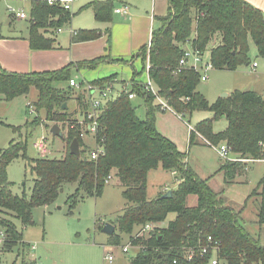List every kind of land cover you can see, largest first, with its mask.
Listing matches in <instances>:
<instances>
[{
  "label": "trees",
  "instance_id": "obj_1",
  "mask_svg": "<svg viewBox=\"0 0 264 264\" xmlns=\"http://www.w3.org/2000/svg\"><path fill=\"white\" fill-rule=\"evenodd\" d=\"M115 1H93L83 9L92 8L98 21L109 22ZM74 15L57 4L33 0L29 33L31 49H53L56 40L44 33L64 28ZM158 21L160 27L152 32L149 48L151 77L160 96L176 114L185 116L195 111H210L214 121L227 120V128L219 133L214 132L212 120L199 123L191 132L190 145L198 133L215 146L225 142L237 159L223 160L220 168L225 183L230 184L246 172L248 161H264V97L255 91L235 90L229 97H220L210 103L197 90L202 81L201 73L190 68L177 70L186 44L204 55L213 43L210 60L216 70L236 71L241 66H249L251 41L255 43L258 55L264 58V13L246 0H169L167 15L159 17ZM102 36L99 30H80L72 40L74 43L88 42ZM147 48L140 52L145 59ZM103 59L80 66L97 65ZM73 67L74 64H70L52 72L14 73L0 65V98L11 102L36 89L38 95L32 102L36 113L44 111L47 121L66 126L67 134L63 140L69 145L62 159L29 158L27 143L22 139L13 140L7 149L0 150V229L7 234L3 253L15 247L25 249V254L30 250L23 233L10 217L18 219L23 226L33 224V209L53 205L66 185L76 186L66 201L69 214H72L87 198L102 197L113 176L125 187L123 197L127 205L117 219L120 234L115 232L109 236V244L119 245L122 234L132 236L148 223L156 225L152 233L136 240L140 250L129 264H208L207 259L200 256V249L206 245L209 236L220 243V264H264V245L242 224V211L227 206L222 194L215 192L208 181L201 179L191 168L186 153L180 152L157 130L156 114L161 107L154 104L152 94L141 92L139 86H134L133 91L144 99L146 118H139L133 100L127 94L110 101L98 120L95 136L96 143L104 148V154L96 160L88 157L90 148L81 137L79 123V117L90 109L88 99L83 92L72 88L78 92L79 107L71 112L69 106L64 109L63 105L72 101V89L64 90L54 85L70 82ZM145 68L143 64V70ZM113 78L94 83L104 85ZM28 124L29 128L40 125L36 119L27 121ZM75 139L80 142V158L70 153V145ZM20 158L26 161L35 176L30 195L14 194L13 183L8 179V167ZM159 167L179 173L181 178L170 198H164L168 193L164 192L150 199L148 175ZM259 187L263 193L259 194L258 224L262 226L264 176ZM190 196L197 197L195 206H188ZM171 213L176 214L175 219L167 227H161ZM104 226L98 220L97 229ZM190 250L194 252V258L188 261Z\"/></svg>",
  "mask_w": 264,
  "mask_h": 264
},
{
  "label": "rangeland",
  "instance_id": "obj_2",
  "mask_svg": "<svg viewBox=\"0 0 264 264\" xmlns=\"http://www.w3.org/2000/svg\"><path fill=\"white\" fill-rule=\"evenodd\" d=\"M89 1L77 0V6L74 8L75 11L72 12L76 15L73 16L71 23L63 28L65 32L70 31L71 27L79 30L83 28L91 29L90 27L99 25V22L94 18L91 8L81 9L78 7L79 4H82L84 7L87 6ZM149 1L150 4L149 2H145L139 5H143L146 9L148 8L149 13H152V0ZM116 3L117 0L115 1ZM10 8L16 11H24L27 19H14V14L10 11ZM30 10L31 0L8 2L0 0V32L23 31L22 29L28 27L30 20H32L30 19ZM12 21L14 24L10 28L9 23ZM65 35L69 36L70 34L66 33ZM250 44L251 52L249 56L251 65L256 62L258 64L256 69L250 65L241 66L236 71L212 69L208 72L209 79L205 82L200 81L197 90L210 103L216 102L223 94H228L229 97L235 90L256 91L264 96V58L258 55L255 43L251 41ZM213 46V43L208 46L199 67L202 68L206 64L211 63L210 54ZM185 47L187 48L188 45L186 44ZM148 55L150 56V50L147 48L146 59L143 52L138 54L136 58H141V63L146 65ZM134 60L135 58L129 62H133ZM118 63L121 62H110V66H116ZM126 63L121 64L125 66ZM108 73H110L108 69L104 71V74ZM128 76L129 74H124L127 82H122L119 85L127 87V83H129L128 88L130 90L137 85L141 89V92L148 93L143 87L147 79V73L140 74L141 78L136 79L137 81L134 82H131L129 78L127 79ZM71 78L78 83L83 81L82 76L78 75L76 71H72ZM108 82L116 83L114 78ZM54 85L57 88L62 87L65 90L72 89L70 82L56 83ZM119 85L115 86L117 92L120 91ZM72 91L73 99L70 102V111L75 112L79 107L77 101L78 92L73 89ZM37 95V90L33 88L28 95L18 97L12 102L0 101V150L7 149L13 140L22 139L27 143V156L29 158L62 159L69 150V145L63 140V137L53 135L51 130L55 123L47 121L45 112L41 111L37 114L36 109L32 107V102L37 98ZM137 97L140 96L137 94ZM133 104L136 107L139 118L144 120L146 118L145 102L143 103V100L138 98L133 100ZM154 104L157 105L156 100H154ZM27 106L30 107L29 111H27ZM163 111V113L161 111L156 114H160L157 118L163 131H167L168 134L176 135V138L181 139V146L184 141V149L187 153L186 161L192 165L194 164L201 176L209 175L213 171L214 176L210 183L212 189L222 194L227 206L233 208L235 211H242V224L252 235L260 238L261 243L264 245V225L260 226L258 224L260 209L259 194L263 193L262 187L258 188V185L264 176V162L248 161L246 163L248 168L243 175L237 177L230 184L225 183L223 173L218 172L217 166L218 162L221 163L223 158L220 157L216 149L208 146L201 147L198 144L190 147L189 143H186V136L189 132L188 128L195 129L199 123L208 120L213 121L215 133L224 131L228 126L227 120L214 121L213 113L210 111H195L185 116L179 114L175 116L171 110L167 109ZM35 119L40 125L29 128V124L26 125L27 121L32 122ZM79 119L81 120V116ZM57 125L61 128L62 134L66 136L67 127H63L61 123ZM44 137H46L48 142V153L46 155L33 146L34 142ZM85 140L88 142L85 143L86 146L90 149L98 145L92 135H88ZM221 144H225V142ZM221 144L218 146H221ZM230 157L235 159L234 155ZM180 178L179 173L174 175L171 172L165 171L162 167L152 171L148 175V197L155 198L158 192L164 193L176 189ZM8 179L13 183L12 191L14 194L19 196H22L24 193L27 195L31 194L35 176L31 174L23 158L17 159L10 164L8 167ZM75 189V185H66L64 186V191L53 205L33 209V224L23 226L18 219L10 217L17 225L18 230L23 233L24 242L30 246H36V249H30L26 254L25 249H20V247L5 251L0 254V264H31L35 258H37V264H111L105 260L108 250L111 249V252L115 256V261L112 264H129L136 255L137 250L131 248L130 252L125 254L122 251V247L129 243L137 246L135 242L139 229L132 236L122 234L119 245H110L109 235L103 232V228L97 229V222L100 220L102 225H115V232L120 234L119 228L116 225L117 219L123 214L127 205L123 197L125 187L120 183V180L114 177L106 185L102 197L87 198L77 205L72 214H69V206L66 201L67 197L74 193ZM254 193L258 196L251 195ZM196 204L197 197L190 196L188 206L191 207ZM175 217V213L169 214L167 220L161 224V227H167Z\"/></svg>",
  "mask_w": 264,
  "mask_h": 264
},
{
  "label": "crops",
  "instance_id": "obj_3",
  "mask_svg": "<svg viewBox=\"0 0 264 264\" xmlns=\"http://www.w3.org/2000/svg\"><path fill=\"white\" fill-rule=\"evenodd\" d=\"M5 1L8 2V1H17V0H5ZM18 1H22V0H18ZM32 1L33 0H31V4ZM93 1H106V0H90L88 4H90ZM246 1L251 5L255 6L256 8L260 9L264 13V0H246ZM145 2L147 3L149 2L150 4L149 0H117V3L116 4L114 3L112 20L109 22L98 21L95 17L94 10L91 8L94 18L95 20H97V22H99V25H97L96 27H90L91 29L83 28L79 30L71 27L70 31L68 32H65L63 28L60 31L59 30L46 31L44 33L46 37H51L56 40L55 47L51 50L31 49L29 42L31 20L28 27L24 28L26 30L21 28L23 31L16 30L8 33L0 32V65L2 66L3 69L9 72H14V73L39 72L40 73V72L57 71L70 64H74L72 71H76L78 75L82 76L83 81L86 82H95L98 80L107 79L109 77H114L116 83L127 82L125 80L124 74H129L127 79L128 78L131 79L130 80L131 82L137 81L136 79L141 78L140 74L143 75L146 72L143 70V64L141 63V58H136V56L145 47L148 46V44L151 41L152 32L160 27V22L158 21V18L162 16H166L169 8V0H152L151 1L152 13H149L148 8L146 9L143 7V5L142 6L139 5V4H144ZM75 6H77V1L72 6L71 8L72 11L70 10L71 12L75 11L74 9ZM78 7L81 9L84 8L82 4H79ZM123 7L128 8L127 13L125 15L117 14L116 10ZM11 9L12 8H10V11ZM17 12H24V11L15 10V12H12L14 14L13 17H15L14 19L16 18L18 20L27 19V17L24 19L17 17L16 15ZM30 15H31V10H30ZM9 24H10V28H12L14 22L12 21ZM80 30H99L102 32L103 36L95 41L74 43L72 38L74 34H76V32ZM66 33H69L70 35L66 36L65 35ZM184 48L186 47L184 46ZM98 58H104V59L102 62H100L97 65L80 66L85 62H91ZM134 58L135 60L133 62H129ZM115 61L121 63L124 62L125 63L129 62V63H126L125 66H123L121 63H118L116 66H110V62L112 63ZM250 66L252 65L250 64ZM107 69L110 73L104 74V71ZM134 78L135 80H133ZM60 89L63 88L61 87ZM138 98L143 100L144 103V99L142 97H137L135 99ZM0 101H5V99L0 98ZM68 106L70 107V103L68 104ZM161 111L162 113L164 112L163 110H160L159 112ZM172 112L174 113L175 116H178L174 111ZM159 115H156V118L157 116L159 117ZM156 127L157 130L162 135L167 137L177 146L180 152L186 153L184 149V141H183V145L181 146L180 145L181 139L176 138L175 137L176 135H170L167 133V131H163V129L160 126V121L158 118L156 122ZM188 130L189 132L186 136V143L187 144L189 143L190 147H192L194 144H198L201 147L203 146L210 147L208 145V141L204 139V137H202V135H200L199 133L195 137L193 141V145H190V135L192 130L194 129L188 128ZM86 137L84 138L85 143L87 142L85 140ZM258 161H263V160H258ZM222 163L223 160H221V163L218 162L217 164L218 172H221L220 168ZM188 164L201 179L207 180L209 186L211 187L210 183L214 176L212 173L213 171L209 173V175L206 174L201 176L198 168L194 164L192 165L189 162ZM152 171H150V173ZM171 173L177 175L176 172H171ZM113 178L114 177L111 176L110 181ZM161 193L162 192H158L156 196H159ZM31 247L32 246H30V249H32ZM31 264H37V258H35V260L31 262Z\"/></svg>",
  "mask_w": 264,
  "mask_h": 264
},
{
  "label": "built area",
  "instance_id": "obj_4",
  "mask_svg": "<svg viewBox=\"0 0 264 264\" xmlns=\"http://www.w3.org/2000/svg\"><path fill=\"white\" fill-rule=\"evenodd\" d=\"M77 0H47V2L50 5H59L63 7L65 10H71L72 6L76 3ZM128 8L123 7L116 10L117 14L125 15L127 13ZM11 12H15L14 9H11ZM17 17L19 18H26L27 15L25 12H17ZM61 29H59L60 31ZM187 49L184 50V53L182 55V58L179 62V68L177 72H181L184 68H190L195 71H198L200 73H203L201 75V80L203 82L207 81L209 79L208 72L213 68L212 63H208L202 68L199 67L200 63L203 61V55L194 50L189 44H187ZM151 47V41L148 44V49ZM258 64L255 62L253 63L252 67L256 69ZM204 71V72H203ZM145 72L147 73V79L145 83L143 84L144 90L150 94H152L155 97V100L157 101V105L161 107V110H171V107L167 104V102L160 96L159 89L157 85L155 84L153 78L151 77V62H150V56L147 57V63H146V69ZM120 83L115 82H107L104 85H98L90 82L83 81L81 83L76 82L74 79H71L70 81V87L76 89L77 91L83 92L89 102L90 109L81 116V120L79 121L81 127H82V133L81 137L84 139L88 135H92L94 140L95 136L98 132L99 123L98 120L103 113V110L105 109L106 105L112 101L115 100L118 96L122 94H127L130 99H135L137 97V93L133 91V87L128 88L130 85L127 83V87L124 85H119ZM119 85L120 91L117 92L115 90V86ZM30 105V104H29ZM33 107V106H32ZM208 145L210 147H214L218 154L220 155L222 160H237L236 158L232 159L230 156L232 155L231 148L225 143L221 144V146H215L208 142ZM33 146L42 152V154L48 153V142L46 137L43 139L34 142ZM104 154V148L102 146L96 145L95 148H91L88 152V157L92 160H96L100 157V155ZM44 155V156H45ZM156 228V225L152 223L146 224L144 227L140 229V231L136 234V239L149 235L152 233ZM7 241V234L3 229H0V254L3 253L5 244ZM32 249H36V246H32ZM133 248L139 252L140 247L139 246H133L131 243L128 245H125L122 247V251L125 254H128L130 252V249ZM111 250H108V253L106 255L105 260H107L109 263H113L115 261V256L111 252ZM220 252V243L215 240L213 237L209 236L206 241V245L202 246L200 249V256L202 258H206L208 261V264H220L218 256ZM194 258V252L189 251L187 253V260L191 261Z\"/></svg>",
  "mask_w": 264,
  "mask_h": 264
},
{
  "label": "water",
  "instance_id": "obj_5",
  "mask_svg": "<svg viewBox=\"0 0 264 264\" xmlns=\"http://www.w3.org/2000/svg\"><path fill=\"white\" fill-rule=\"evenodd\" d=\"M223 98H227L228 94H223L222 95ZM64 109L68 108V104L65 103L63 105ZM52 133L54 136H61L63 137L64 135L62 134V130L58 125H54L52 127ZM70 153L72 155H75L76 157L80 158L81 157V146H80V142L79 140L75 139L71 145H70ZM172 196V191H169L166 195H164V198H170ZM118 221V220H117ZM115 225L113 224H105L104 228H103V232H105L106 234H108L109 236L113 235L115 233Z\"/></svg>",
  "mask_w": 264,
  "mask_h": 264
}]
</instances>
